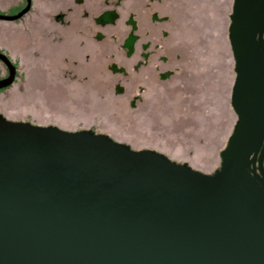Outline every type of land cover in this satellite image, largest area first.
I'll return each mask as SVG.
<instances>
[{
    "label": "water",
    "instance_id": "95a60500",
    "mask_svg": "<svg viewBox=\"0 0 264 264\" xmlns=\"http://www.w3.org/2000/svg\"><path fill=\"white\" fill-rule=\"evenodd\" d=\"M229 39L238 119L214 173L0 111V264H264V0H234ZM0 61L3 90L19 68Z\"/></svg>",
    "mask_w": 264,
    "mask_h": 264
},
{
    "label": "rangeland",
    "instance_id": "374dc122",
    "mask_svg": "<svg viewBox=\"0 0 264 264\" xmlns=\"http://www.w3.org/2000/svg\"><path fill=\"white\" fill-rule=\"evenodd\" d=\"M233 3L33 0L23 18L0 20V50L19 67L16 83L0 92V111L14 120L109 133L214 173L238 119L231 104ZM26 4L0 0V13ZM109 10L116 19L98 20ZM131 17L138 36L132 47ZM6 74L0 61V78Z\"/></svg>",
    "mask_w": 264,
    "mask_h": 264
},
{
    "label": "trees",
    "instance_id": "16d2710c",
    "mask_svg": "<svg viewBox=\"0 0 264 264\" xmlns=\"http://www.w3.org/2000/svg\"><path fill=\"white\" fill-rule=\"evenodd\" d=\"M118 15L113 11V10H109V11H105L103 14H101L99 17H98V20H101L103 21V19H116ZM130 24L132 25V32L130 33L127 41H128V45L131 44L130 46L132 47V45L134 44V42L136 41L137 39V35H135L133 33V30L137 29V25H136V21L133 19V17L130 18L129 20ZM16 66L18 67V63L15 62ZM113 70L115 71H121V72H124V68L123 67H118L116 64H114V66L112 67ZM5 89L3 90H0V92L4 91ZM94 130V129H93ZM99 133V132H97Z\"/></svg>",
    "mask_w": 264,
    "mask_h": 264
},
{
    "label": "flooded vegetation",
    "instance_id": "af4514ba",
    "mask_svg": "<svg viewBox=\"0 0 264 264\" xmlns=\"http://www.w3.org/2000/svg\"><path fill=\"white\" fill-rule=\"evenodd\" d=\"M229 25H230V24H229ZM131 26H132V25H131ZM131 32H132V31H131ZM131 32H130V33H131ZM133 33H134V32H133ZM134 43H135V42H134ZM113 66H114V64L111 65V69H112ZM18 68H19V67H18ZM112 70H113V69H112ZM7 72H8V70H7ZM6 75H7V74H6ZM5 90H6V89H5Z\"/></svg>",
    "mask_w": 264,
    "mask_h": 264
},
{
    "label": "crops",
    "instance_id": "0c3cea01",
    "mask_svg": "<svg viewBox=\"0 0 264 264\" xmlns=\"http://www.w3.org/2000/svg\"><path fill=\"white\" fill-rule=\"evenodd\" d=\"M224 148V147H223ZM223 148L222 149H220V151H219V153H221V151L223 150ZM171 156V155H170ZM189 163V162H188ZM191 164V163H190ZM192 165V164H191ZM193 166V165H192Z\"/></svg>",
    "mask_w": 264,
    "mask_h": 264
},
{
    "label": "bare ground",
    "instance_id": "6f19581e",
    "mask_svg": "<svg viewBox=\"0 0 264 264\" xmlns=\"http://www.w3.org/2000/svg\"><path fill=\"white\" fill-rule=\"evenodd\" d=\"M231 44V43H230ZM232 48V47H231Z\"/></svg>",
    "mask_w": 264,
    "mask_h": 264
}]
</instances>
